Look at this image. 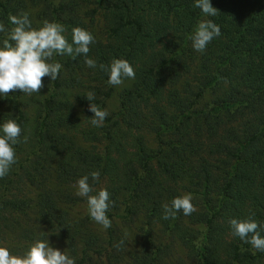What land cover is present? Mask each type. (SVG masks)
Instances as JSON below:
<instances>
[{"label": "trees", "instance_id": "trees-1", "mask_svg": "<svg viewBox=\"0 0 264 264\" xmlns=\"http://www.w3.org/2000/svg\"><path fill=\"white\" fill-rule=\"evenodd\" d=\"M85 1L95 7L91 20L102 14L105 38L83 20ZM194 2L0 0L7 28L22 12L34 28L63 24L69 42L74 27L84 28L96 38L89 58L126 59L136 71L113 87L83 56L57 55L60 77L44 78L40 94L0 96V125L13 119L28 137L0 179V246L12 237L26 252L49 240L76 264H264V253L232 237L228 224L255 213L264 225V0H211L215 17ZM208 19L222 34L198 53L191 36ZM89 91L110 113L102 128L90 123ZM93 171L97 191L116 201L104 236L73 187ZM186 193L199 211L162 219V205Z\"/></svg>", "mask_w": 264, "mask_h": 264}, {"label": "clouds", "instance_id": "clouds-1", "mask_svg": "<svg viewBox=\"0 0 264 264\" xmlns=\"http://www.w3.org/2000/svg\"><path fill=\"white\" fill-rule=\"evenodd\" d=\"M194 7L201 10L206 17H215L219 10L214 8L211 0H195ZM13 27L7 28L0 22V33L6 38L0 43V96H9L10 93L20 91L25 95L40 94L44 89V78L55 81L60 77L63 65L55 61V57L70 56L73 60L83 56L88 68L99 69L108 74V84L118 87L125 80L135 79L136 71L126 59H113L110 64H97L89 58L91 45L96 43L95 36L81 27L72 29V38L69 42L64 35L66 29L63 24L43 21V26L34 28L27 12L18 16H10ZM219 25L211 19L201 21L191 36L192 48L198 53H204L207 46L221 36ZM90 102L89 111L92 126L102 128L110 115L107 109L100 108L93 101L96 94L89 91L85 96ZM0 179L6 178L12 167L18 163L15 146L27 143L28 137L23 136V129L13 119L0 125ZM22 138V139H21ZM100 181V172L93 171L79 178L73 187L77 197L85 198L88 215L92 221L107 230L112 221L107 213L116 206L107 188L98 191L94 185ZM95 193V194H93ZM193 196L186 193L177 196L170 203L162 205L164 220H175L177 213L191 216L199 209L193 203ZM255 213H250L246 219L230 218V235L238 237L245 244H250L257 252L264 253V225L254 219ZM124 241L120 242L123 245ZM120 245H117L119 248ZM0 264H76L75 258L66 251L50 246L49 240H36L23 255H13L5 246H0Z\"/></svg>", "mask_w": 264, "mask_h": 264}, {"label": "rangeland", "instance_id": "rangeland-1", "mask_svg": "<svg viewBox=\"0 0 264 264\" xmlns=\"http://www.w3.org/2000/svg\"><path fill=\"white\" fill-rule=\"evenodd\" d=\"M82 4L84 5V7L82 9V12L84 15L83 20L85 21V23L87 25H89V29L91 31H94L96 33L97 37L102 38V36H103V38H105L106 37L105 36V27H104L105 22L103 20L102 14L100 12H97L96 15L94 16V18L91 20V18L88 16V12H90L95 7L90 3L87 4V1L83 2ZM115 106H116V101H112L110 103V109H114ZM74 190H76V189L74 188ZM73 212L78 217L84 216L83 205H81V203H80L78 206L74 207ZM122 219H123L122 217H117L116 222L120 225V227L124 228V226L121 223L123 221ZM94 230L98 234L103 235V236L105 235V232H106V230L103 229L102 226L96 225V224L94 226ZM19 245L21 246V248ZM23 245H24L23 242L18 243L17 240L15 238H12V237L8 238V240L2 244V246L7 247L10 250V253L13 255H23L25 253Z\"/></svg>", "mask_w": 264, "mask_h": 264}]
</instances>
